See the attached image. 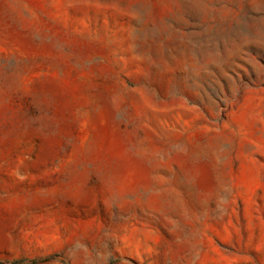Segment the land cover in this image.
<instances>
[{"label":"rangeland","instance_id":"1","mask_svg":"<svg viewBox=\"0 0 264 264\" xmlns=\"http://www.w3.org/2000/svg\"><path fill=\"white\" fill-rule=\"evenodd\" d=\"M0 264H264V0H0Z\"/></svg>","mask_w":264,"mask_h":264}]
</instances>
